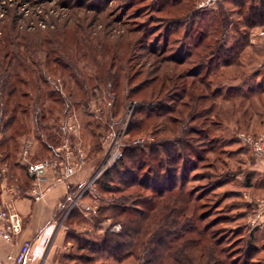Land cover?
I'll list each match as a JSON object with an SVG mask.
<instances>
[{"label":"rangeland","instance_id":"rangeland-1","mask_svg":"<svg viewBox=\"0 0 264 264\" xmlns=\"http://www.w3.org/2000/svg\"><path fill=\"white\" fill-rule=\"evenodd\" d=\"M203 1L205 3L200 5ZM219 5L227 9L231 20L225 28V46L231 45L233 39L238 36L234 33L236 27L240 33L247 35L248 44L243 52L239 53V66L237 63L222 66L219 63L222 61L210 56L209 61L211 60L214 67L218 66V70L212 69L206 78L212 83V88L220 86L224 90L227 85H234L238 86L240 91L236 90L230 100H224L225 96L198 99L196 109L202 104L211 110L203 109L196 118L190 119L189 112L193 110L190 94L182 96V100L188 102L187 106H181V99L172 105L170 98L178 92L168 90L164 105L171 104L180 111L178 115L174 114L178 118L174 125L176 132L170 135V132L165 133L158 129L156 135L152 134L150 128L155 119L143 121L139 128L130 132L129 125L135 100L145 96L153 87L158 90V82L161 79L146 74L154 65L152 61L163 59L162 68L165 69L166 76L167 73L177 74L179 70L193 67L189 59L180 65L165 59L172 55L183 58L187 50L193 48L190 33H185L187 26L192 27L191 32L199 25L202 26L210 34L206 40L219 36L220 33L210 32L214 25H218L215 11ZM200 7L197 16H187L189 10L196 12ZM238 10L233 4L222 0H181L173 5L162 0H0V47L5 34L8 39L17 34L30 42L46 38L51 43L54 42L53 46H58L66 52L58 53V57L62 63L67 64L64 69L54 59H50L48 69L44 65L48 70L47 78L50 77L47 84L41 81L39 76H43L42 72L33 63L27 71L21 72L26 84L18 85L20 91L17 98L6 101L9 106L13 99H18L26 105V110H18L9 126H2L8 117L0 114V184L5 181L9 184L16 180L20 184L24 182L27 172L23 151L27 147L30 160L48 157L46 151L40 153L38 150L34 106L38 105L45 110V115L51 117L48 122L54 124L52 130L57 133L63 118L68 115L74 117L79 124V141L88 156L84 168L90 166V172L80 183L81 190L87 185L89 189L86 188L78 199L77 195L69 197L63 210H60L64 204L62 202L55 218V226L63 224L65 230L79 238H93L100 236L106 229L116 232L122 230L121 220L118 216H112L114 211L110 205L111 208L106 210L105 215L99 216V221L94 220L99 205L106 203L107 206L110 202L130 206L132 200H135L134 197L131 198L137 195L138 190L143 195H149L151 192L150 189H138L136 185L126 187L122 191H100L97 180L103 172L93 178L105 151L101 142L102 135L108 130L117 132L120 125L127 122L124 145L132 144L133 140L140 142L139 144L152 142L157 137L167 139L175 136L186 139L191 149H185L181 143L170 144L169 147L184 154L183 159L177 160L175 168H178L179 174L181 167L185 168L182 181L186 188L193 192V200L197 206L195 222L204 228L208 235L219 240L230 262L232 260L237 264H264V216L259 218L264 214V157L246 140L248 135L264 138V94L252 92L245 95V99L240 95L247 90L248 82L255 81V76L248 77L253 71L258 70V75L264 77V38L259 35L264 27L243 29ZM190 18L197 22L191 25ZM151 50L156 51L157 57L151 55ZM44 56L43 53L39 54L42 61ZM236 56L234 50L228 58ZM95 63L106 68H118L120 71L129 67L132 77L129 79L128 88L137 87L151 77L154 79L143 85L141 83L139 90L127 99L124 96L125 89L119 90V104L114 112L109 97L112 92H105L100 97L90 95L86 98L84 85L87 83L90 86L94 82L93 73L97 69ZM69 67L72 72L71 68L67 69ZM204 70L203 68L195 76L191 91L201 92V85L197 80L204 77ZM60 71L63 76L58 75L57 80L60 82L56 80L54 83L51 76H57ZM65 77L70 79V87L69 84L66 86L65 80L67 83L68 79L64 80ZM184 80L190 83L191 77H185ZM257 80L259 85H254L255 88L264 86L261 77ZM167 86L168 84L162 90L166 91ZM55 89L63 91L73 104L70 113L65 117L61 114L62 105L56 99ZM67 91L72 93L70 97ZM133 99L134 101H131ZM48 108L49 112L46 111ZM129 109L131 112L128 113ZM185 123L202 130L186 136L182 132ZM59 143L60 138L54 148ZM3 145L7 146V152L10 153L8 157H4ZM146 170V167L135 169L140 178L147 173ZM74 209L79 212V220H66L67 214ZM250 229L259 231L253 240L256 252L251 258H246L244 249L249 245ZM68 239L74 245V253L80 252L75 249L76 241ZM251 247L253 248L252 244ZM84 252L89 253L87 250ZM102 259L99 258L90 264H100ZM124 264L136 262L130 258Z\"/></svg>","mask_w":264,"mask_h":264},{"label":"trees","instance_id":"trees-1","mask_svg":"<svg viewBox=\"0 0 264 264\" xmlns=\"http://www.w3.org/2000/svg\"><path fill=\"white\" fill-rule=\"evenodd\" d=\"M164 2H170L173 4L179 3L181 0H162ZM228 1L233 4L235 8H238V14L241 17V26L243 29H250L255 26L264 27V0H222ZM193 12L189 10L187 16L194 17L200 12ZM227 9L223 5L215 11V15L218 20V25H214L211 29V33H220L219 36H215V39L206 40L210 35L203 29V27L196 28L192 32L191 26H187L186 35L190 33L193 48L187 50L184 57H176L172 55L166 58L165 61H173L177 64H183L189 59V62L193 64V67L189 69H182L177 74L170 75L164 72L162 68L163 59L153 60V66L150 70L146 71L147 76L159 77L161 79L158 83V90L153 87L148 90V93L135 100L133 107L131 123L129 125V131L136 130L140 127L143 121L149 119H155L150 131L156 135V131L162 130L165 133L172 135L176 132L174 126L178 118L174 114H179L180 111L172 106L178 99L183 101L181 106H187V101L182 100V96L186 93L190 94L192 106V112H189V118H196L202 110H211L206 105H200L199 109H196V102L198 99H210L211 97H224V100H230L233 97L234 92L238 90V86L227 85L223 90L220 86L212 88V83L207 80L206 76L210 75L212 69L218 70V66L214 67L209 61L210 56H214L222 66L233 65L237 63L241 65L239 59L240 51L243 52L244 47L248 44L247 35L244 32L240 33L237 27L234 29V33L237 34L233 39V43L226 47V27L231 23ZM191 20V25L197 22L195 19ZM5 39L0 47V114L7 115L8 119L2 123V126H9L15 119V113L18 110H26V105H23L18 99L14 100L12 104L7 106L8 99L17 98L19 90V84H26V81L21 72H25L30 68V64L33 63L40 68L41 74L39 76L44 84H47V69L50 59H54L59 63L62 68H66L67 64L61 62L58 57V53H66L62 51V48L53 46L52 43L46 38L43 40L36 39L34 41H28L23 36H17L8 39V35L5 34ZM235 50L237 56L234 58H228L230 52ZM61 52V53H60ZM155 57L157 53L155 50L150 51ZM43 53L44 61L39 57V54ZM51 55V56H50ZM53 55V56H52ZM69 56V55H68ZM211 58V57H210ZM44 65H46L44 68ZM97 66L96 71L93 73L94 82L89 86L84 85V91L86 98L90 95L102 96L105 92H112L109 96L111 100V107L114 112L118 107V92L123 90L126 92L125 99L130 98L134 92L139 90L140 84L149 83L153 81V77L149 80H144L138 86L134 88H128L129 79L132 74L129 67L125 70L111 69L110 67H104L101 64L95 63ZM71 67L67 68L70 69ZM204 77H200L197 81L201 85V92L191 91L195 84V76L199 74L202 69ZM193 69V70H190ZM72 72V68L70 70ZM78 71V70H77ZM50 72V71H49ZM51 73V72H50ZM46 75V78H45ZM58 75H62L61 71L57 73V76L53 74L54 83L59 79ZM256 77L254 82H248L247 90L241 92V98L245 99V95H250L252 92L264 94V86L255 88L254 85H259L257 78L261 77V82L264 83V77L258 75V70L253 71L248 77ZM185 77H191L190 83L184 80ZM247 77V78H248ZM84 76L82 81L84 82ZM156 78V79H157ZM66 86L70 87V79ZM78 80V79H77ZM49 81V80H48ZM58 81V80H57ZM79 81V80H78ZM60 82V81H58ZM188 83V84H187ZM168 84L167 90H162L164 86ZM124 87L122 88V86ZM37 88H40L37 86ZM173 89L178 93L174 97L170 98L171 104L164 105L166 93L168 90ZM69 90V89H68ZM57 95L56 99L59 100L62 116L65 117L70 113L73 104L67 99L63 91L55 89ZM26 93V92H25ZM70 97L72 93L67 91ZM176 96V97H175ZM131 101H134L131 100ZM38 104V103H36ZM36 118V140L38 141V150L40 153L46 151L47 156L53 155V148L57 144L60 138L59 125L58 133L52 130L54 124L48 122L51 118L44 113V109L38 105L33 107ZM59 109V110H61ZM197 110V111H196ZM46 111L49 112L46 109ZM8 113V114H6ZM167 113V114H166ZM170 115V116H168ZM158 120V121H157ZM0 122H2L0 118ZM203 123V121L201 122ZM173 124V125H172ZM201 131L202 129H198ZM195 126L189 124L183 125L182 132L186 134L195 133L198 131ZM128 131V133H129ZM130 131V132H131ZM140 143V142H139ZM132 141V144L124 145L122 147V157L117 160L110 168L106 169L97 180L100 191H122L126 187L136 185L138 189H150L149 195H143L137 191L136 196H132L135 200H132L131 205L126 204L119 205L117 203L110 204V202L101 204L96 208L95 221H99V216L105 215L106 210L111 206L112 216H118L121 220L122 230L109 231L106 229L100 236L93 238H79V236L73 235L72 232L66 230V237L74 239L76 241V250L80 252L69 254L70 258L74 259L76 264H90L96 262L99 258H103L100 264H124L128 259L132 258L136 264H237L235 261L228 260L223 248L220 246L219 240L215 237L208 235L204 228L199 227L195 222L196 208L193 200V192L186 188V185L182 181V176L185 174V168L181 167L180 174L178 168H175L177 160L184 158V154L180 151L170 149L169 145H176L181 143L185 149H191L189 141L177 137L159 139L158 137L152 142H143L139 144ZM2 144V143H1ZM4 157L10 155L7 152V146H4ZM184 149V150H185ZM23 166V165H22ZM146 167L147 173H144L143 177H139L135 169H142ZM24 168V166L22 167ZM27 174V173H26ZM180 175V177H179ZM115 177V178H114ZM18 179V178H17ZM29 177L27 175L24 182L29 187ZM114 182V183H113ZM16 183L20 184L18 180ZM81 191V185H69V193L64 198L62 207L63 210L67 200L71 196H76ZM133 192V191H132ZM120 199V197H119ZM128 201V200H127ZM127 203V202H124ZM110 205V206H109ZM110 207V208H111ZM79 212L76 209L67 214L66 220L78 218ZM77 220V219H76ZM71 221V220H70ZM257 229H250L248 233L249 245L244 249L246 258H251L252 254L256 252L254 249V236ZM253 245V248L251 247ZM73 245V244H72ZM264 245V244H263ZM74 246V245H73ZM84 250L89 253L86 254ZM245 263V262H244ZM243 263V264H244Z\"/></svg>","mask_w":264,"mask_h":264},{"label":"built area","instance_id":"built-area-1","mask_svg":"<svg viewBox=\"0 0 264 264\" xmlns=\"http://www.w3.org/2000/svg\"><path fill=\"white\" fill-rule=\"evenodd\" d=\"M204 3L205 1L200 5ZM259 35L264 38V29L260 30ZM129 112H131L130 109ZM126 124L127 122H123L117 132L108 130L102 135L101 142L105 151L93 179L122 157ZM59 133L60 143L54 148L52 156L33 161L28 158V147L23 151L26 172L30 180L28 194L34 201L41 200L57 186L72 183L87 163V151L79 141L77 120L70 115L63 118L59 124ZM246 140L258 154L264 157V138H253L248 135ZM86 188L89 189L88 185L77 194V199L82 196ZM22 229V216L12 206L11 201L3 197L0 190V240L13 243L14 239L21 234ZM40 236L39 234L37 238ZM30 246L29 240H23L15 252H8L5 255L6 260L11 264H26L30 258Z\"/></svg>","mask_w":264,"mask_h":264},{"label":"crops","instance_id":"crops-1","mask_svg":"<svg viewBox=\"0 0 264 264\" xmlns=\"http://www.w3.org/2000/svg\"><path fill=\"white\" fill-rule=\"evenodd\" d=\"M89 172L90 166H86L75 176L72 183L53 188L39 201H34L28 194L26 184L16 182L8 184L6 181L0 184L3 197L11 201L12 206L23 218L22 232L13 243L0 240V264H11L6 260L5 255L8 252H15L23 240L31 242L30 258L26 264L74 263V259L69 256L74 253V247L66 237L64 225L55 226V218L69 193V185H79ZM263 216L264 214H261L259 218ZM262 228L264 229V225ZM39 234L41 236L37 238Z\"/></svg>","mask_w":264,"mask_h":264}]
</instances>
